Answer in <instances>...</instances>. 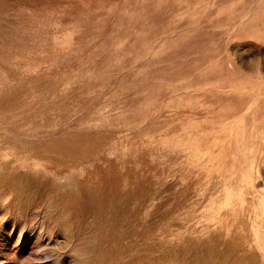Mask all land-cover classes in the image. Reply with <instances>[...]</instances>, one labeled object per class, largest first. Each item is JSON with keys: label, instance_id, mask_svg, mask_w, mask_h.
Listing matches in <instances>:
<instances>
[{"label": "rangeland", "instance_id": "1", "mask_svg": "<svg viewBox=\"0 0 264 264\" xmlns=\"http://www.w3.org/2000/svg\"><path fill=\"white\" fill-rule=\"evenodd\" d=\"M0 264H264V0H0Z\"/></svg>", "mask_w": 264, "mask_h": 264}]
</instances>
